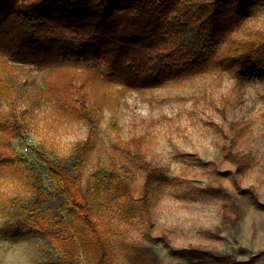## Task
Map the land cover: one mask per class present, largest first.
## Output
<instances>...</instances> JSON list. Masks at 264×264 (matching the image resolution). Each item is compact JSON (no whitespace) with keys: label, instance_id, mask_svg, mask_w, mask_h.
<instances>
[{"label":"rangeland","instance_id":"obj_1","mask_svg":"<svg viewBox=\"0 0 264 264\" xmlns=\"http://www.w3.org/2000/svg\"><path fill=\"white\" fill-rule=\"evenodd\" d=\"M247 2V17L218 37V53L234 39L264 34V0ZM7 62L15 103L2 102L0 123L22 131L11 138L0 132V264H63L60 247L19 224L34 198L26 170L41 162L36 149L72 162L89 127L57 100L47 68ZM91 67L96 79L87 87L89 103L99 107L100 123L82 154L81 185L110 241L111 264H264V70L234 65L130 88L107 80L102 61ZM113 176L125 179L136 197L148 194L150 230L120 210ZM43 177L48 190L57 189L51 174ZM217 186L238 197L236 221L223 220V201L210 191ZM249 187L262 208L244 192ZM59 201L41 213L53 234H66L57 223L67 213ZM192 245L229 254L231 261L181 251ZM74 247L73 264H86L80 242Z\"/></svg>","mask_w":264,"mask_h":264},{"label":"trees","instance_id":"obj_2","mask_svg":"<svg viewBox=\"0 0 264 264\" xmlns=\"http://www.w3.org/2000/svg\"><path fill=\"white\" fill-rule=\"evenodd\" d=\"M248 9L247 0H126L124 4L121 0H0V105L3 101L11 106L15 103L6 78L8 59L31 60L37 67L47 68L57 100L89 127L72 162L56 161L36 149L41 162L26 170L34 198L21 211L19 224L31 226L60 247L63 264H73L77 242L86 264H111L110 241L81 185L82 154L92 145L100 123L99 107L89 103L87 90L96 79L91 63L102 61L109 69L107 80L130 88H153L167 79L234 65L264 70V34L258 39H234L221 53L216 50L218 37L240 24ZM169 42L174 46L162 49ZM83 67L85 71L80 69ZM21 131L19 124L0 123V132L10 138ZM44 173L56 180V190L47 189ZM112 178L120 210L150 230L148 194L136 197L125 179ZM243 190L256 207H263L254 187ZM210 191L223 201V220L236 221L241 212L238 197L223 186ZM57 198L67 212L57 221L66 234H53L41 213L53 207ZM27 211H31L29 217ZM181 251L206 256L215 263L231 261L229 254L203 245ZM143 261L148 260L143 257ZM240 263L249 261H234Z\"/></svg>","mask_w":264,"mask_h":264}]
</instances>
